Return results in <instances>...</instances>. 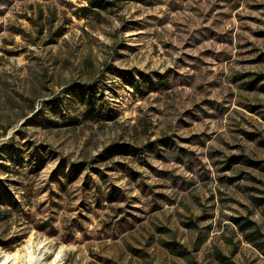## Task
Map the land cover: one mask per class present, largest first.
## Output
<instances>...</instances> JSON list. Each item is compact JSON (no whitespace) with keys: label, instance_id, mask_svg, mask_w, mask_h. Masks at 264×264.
Wrapping results in <instances>:
<instances>
[{"label":"rangeland","instance_id":"rangeland-1","mask_svg":"<svg viewBox=\"0 0 264 264\" xmlns=\"http://www.w3.org/2000/svg\"><path fill=\"white\" fill-rule=\"evenodd\" d=\"M261 73L264 0H0V250L264 264Z\"/></svg>","mask_w":264,"mask_h":264},{"label":"bare ground","instance_id":"bare-ground-1","mask_svg":"<svg viewBox=\"0 0 264 264\" xmlns=\"http://www.w3.org/2000/svg\"><path fill=\"white\" fill-rule=\"evenodd\" d=\"M39 243L35 244L29 239L27 244L14 251L7 252L0 250V264H60L61 258L58 252L54 258L52 257L53 259L44 262V253H40ZM59 252H61V250Z\"/></svg>","mask_w":264,"mask_h":264},{"label":"trees","instance_id":"trees-1","mask_svg":"<svg viewBox=\"0 0 264 264\" xmlns=\"http://www.w3.org/2000/svg\"><path fill=\"white\" fill-rule=\"evenodd\" d=\"M96 2V0H90V3H95ZM81 9H88V10H90V8L89 7H87V6H82L81 7ZM87 11H84L83 12V14H85ZM258 77H263L264 78V74L263 73H261V74H258L257 75ZM257 78L255 77V78H252V79H250V80H248L247 82H249V84H248V86H253V83L255 82V80H256ZM131 82V84L132 85H134V87H136V88H138L139 87V82H137V81H135V80H132V81H130ZM140 85H143V83H140ZM261 87H264V83H262L261 85H260ZM141 89L143 88L142 86L140 87ZM259 142L260 143H262L263 145H264V137L263 138H261V139H259ZM230 161H242V162H248V163H250V164H254V165H257V166H259L260 168H262V169H264V163H261V161L260 160H258V159H251V158H249V157H247V156H243V155H231V156H229V158H228ZM251 221L250 220H246V223H250ZM246 227H248V226H246ZM259 233V231H252V233ZM251 233V234H252ZM260 234V233H259ZM262 245H263V249H264V242L262 243ZM171 248V247H170ZM176 252H178V251H176ZM225 256L224 255H221V254H219V258H221V259H223Z\"/></svg>","mask_w":264,"mask_h":264}]
</instances>
